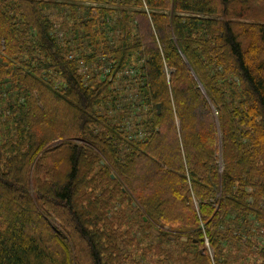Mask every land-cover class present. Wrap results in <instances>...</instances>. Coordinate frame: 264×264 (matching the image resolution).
<instances>
[{
  "label": "trees",
  "instance_id": "trees-1",
  "mask_svg": "<svg viewBox=\"0 0 264 264\" xmlns=\"http://www.w3.org/2000/svg\"><path fill=\"white\" fill-rule=\"evenodd\" d=\"M0 264H264V0H0Z\"/></svg>",
  "mask_w": 264,
  "mask_h": 264
},
{
  "label": "water",
  "instance_id": "water-1",
  "mask_svg": "<svg viewBox=\"0 0 264 264\" xmlns=\"http://www.w3.org/2000/svg\"><path fill=\"white\" fill-rule=\"evenodd\" d=\"M159 109V105L157 104V110ZM158 112H159V110H158ZM183 240H185V238H183Z\"/></svg>",
  "mask_w": 264,
  "mask_h": 264
},
{
  "label": "rangeland",
  "instance_id": "rangeland-1",
  "mask_svg": "<svg viewBox=\"0 0 264 264\" xmlns=\"http://www.w3.org/2000/svg\"><path fill=\"white\" fill-rule=\"evenodd\" d=\"M56 26H58L57 24H56ZM59 27V26H58ZM61 33H59V35H60ZM221 165V164H220ZM222 166V165H221ZM220 169H221V167H220ZM165 229V228H164ZM157 230V229H156ZM158 231V230H157Z\"/></svg>",
  "mask_w": 264,
  "mask_h": 264
}]
</instances>
